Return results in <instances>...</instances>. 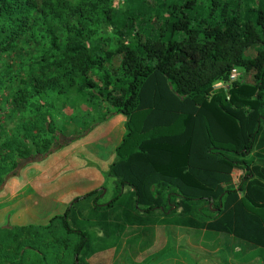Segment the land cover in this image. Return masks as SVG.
I'll return each mask as SVG.
<instances>
[{
	"label": "trees",
	"instance_id": "trees-1",
	"mask_svg": "<svg viewBox=\"0 0 264 264\" xmlns=\"http://www.w3.org/2000/svg\"><path fill=\"white\" fill-rule=\"evenodd\" d=\"M233 70L252 82L217 90ZM2 92L13 127L0 124V192L94 130L60 129L73 97L123 117L126 133L114 197H78L46 227H0V264H88L97 244L158 226L227 235L264 258V0H0Z\"/></svg>",
	"mask_w": 264,
	"mask_h": 264
},
{
	"label": "rangeland",
	"instance_id": "rangeland-1",
	"mask_svg": "<svg viewBox=\"0 0 264 264\" xmlns=\"http://www.w3.org/2000/svg\"><path fill=\"white\" fill-rule=\"evenodd\" d=\"M117 1L121 3V0ZM103 37L110 39V48L121 44L110 32ZM4 62L13 64L17 75H26L27 72L32 74L27 69L20 72L14 57H6ZM241 79L252 82L248 77ZM0 100H3L5 110H9L10 106L5 104L6 93L0 94ZM59 110V127L67 134L72 133L74 126L80 127L83 120L96 126L75 144L42 162L30 164L20 177L8 182L0 192V227H46L55 216L63 215L78 197L102 189L104 193L101 202H108L114 197L116 184L113 179H109L108 171L115 161V149L126 133V120L113 117L104 121L97 104L85 98L73 97ZM6 122V115L0 108V124L6 125L5 134L13 127ZM87 206L86 203L75 206L76 212L81 209L85 212L79 216L81 221L89 217ZM69 220H72L71 215ZM90 232L92 235L96 233L95 230ZM97 236L100 234L97 233ZM121 237L119 240L112 237L104 245L97 244L104 250L93 248L94 255L87 259V263L264 264L263 256L256 249L227 235L208 236L184 228L158 226L141 240L132 239L130 231Z\"/></svg>",
	"mask_w": 264,
	"mask_h": 264
},
{
	"label": "built area",
	"instance_id": "built-area-1",
	"mask_svg": "<svg viewBox=\"0 0 264 264\" xmlns=\"http://www.w3.org/2000/svg\"><path fill=\"white\" fill-rule=\"evenodd\" d=\"M241 74L237 70H233L230 76V80L228 84L217 86L216 89H224L225 91H228L230 84H233L237 82L241 78Z\"/></svg>",
	"mask_w": 264,
	"mask_h": 264
},
{
	"label": "crops",
	"instance_id": "crops-1",
	"mask_svg": "<svg viewBox=\"0 0 264 264\" xmlns=\"http://www.w3.org/2000/svg\"><path fill=\"white\" fill-rule=\"evenodd\" d=\"M242 176H243L242 171L236 170L234 172V174H233V179H234L233 185L234 186H238L240 184Z\"/></svg>",
	"mask_w": 264,
	"mask_h": 264
}]
</instances>
